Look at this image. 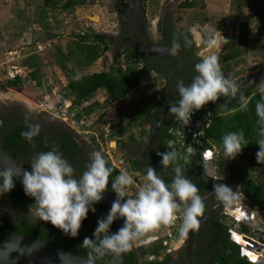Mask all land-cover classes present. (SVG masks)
I'll list each match as a JSON object with an SVG mask.
<instances>
[{
    "label": "trees",
    "instance_id": "16d2710c",
    "mask_svg": "<svg viewBox=\"0 0 264 264\" xmlns=\"http://www.w3.org/2000/svg\"><path fill=\"white\" fill-rule=\"evenodd\" d=\"M147 1L148 0H140V2L144 4L145 10ZM247 2L248 0H238V6L243 7ZM84 3L85 0H43L42 9L71 11ZM179 7L183 9L204 8L205 0H182ZM124 16L120 14L121 23L122 25H127L128 21L123 19ZM172 24V22H169V25L173 27ZM124 28L125 26L121 27L122 32H124ZM251 33L252 27L249 21H242L239 24L237 32L238 46L231 49L224 58L225 64L221 67L224 75L233 68L231 61L239 57V48L246 47L250 44ZM124 35H126V33L119 34V39L121 40V37ZM56 36L57 34L55 33H48L47 38L51 39ZM180 36L182 39H176V41L181 45L179 51L184 57V65L174 77L171 103L179 99L176 89L177 82L182 80L185 84L190 83L192 77L196 75L194 64L198 62L194 44L187 43L185 39V37H187L188 40L191 39L190 32H181ZM113 38L115 39L116 37L107 33L86 31L75 34L74 38L67 43L66 50L62 49L57 51V64L55 66L57 67V71L61 72L64 76L65 84L59 89L58 96L50 99L51 101H49V103L55 106L61 101L62 97H64L74 98V103L77 106L85 104L80 113L77 114V122H79V119L82 117L89 119L92 114L97 111L96 121L86 125V127L90 129L92 126L94 127L102 123L101 127H99V134H94V136H92V143L89 145L86 141L79 139L80 136L76 134L75 129L58 121L46 112L40 116L41 119L39 118L33 121L29 119V115L26 112H22L18 106L7 107L0 105V146L8 157L12 158L18 164L23 165L26 169H29V161L37 152L56 149L62 155V158L67 160L73 167L74 178L79 179L87 170L92 153L99 152L104 159H107V155L101 152L100 143H104L106 140H114L117 146V153L124 159V166L122 169L127 170L128 173L136 179H138V175L144 179L145 172L139 167L138 157L145 142L149 139L153 127L161 117L167 77L178 65L179 58L173 54L169 55L168 59H163L140 52L138 49L127 45L123 50V63L114 61L108 70L94 71L80 75V71L93 66L97 60L111 48ZM163 39L164 44L172 46L173 36L168 38L166 35ZM226 40L225 46L230 43L229 39ZM34 43H36L35 49L33 52L24 55V61L20 64L24 73L20 74L17 73L15 69L12 70L7 74L8 77H5L6 80L0 82L1 88L8 87L18 89L25 84V81H30L31 83L35 82L38 87L44 86L39 80L44 66L42 57H39L41 54L37 50V45L40 44V42L34 41ZM152 72L156 73L155 79L160 77L165 78L166 83L164 87L157 88L155 82H148V77ZM262 77H264V69L251 75L250 78L239 79L242 90L246 93L249 100L246 108L242 107L237 100L229 102L225 97H221L215 103L209 102L207 104L210 109L211 122L208 127L203 129L200 136V138H204V148L215 145L222 150L221 138L223 135L228 132H243L244 143H246L247 146L242 148L241 152L237 155L236 162L237 165L241 164V167H254L258 165L260 168L261 165L262 168H264V162L257 163L256 160V153L259 151V145L256 142L261 137L259 136L260 126L257 123L254 105L259 99V96L257 95L254 85L243 87L248 80L259 83ZM46 85L50 86L49 83ZM141 86L145 87L148 91V95L145 94L125 110H118L117 107L116 116H118L119 120H117L116 123H111L109 131L106 132L103 118L105 114H108V110L111 109L112 102L117 100L119 104L123 103L127 96H131L134 91ZM99 91L105 93L106 97L103 101L96 99V95ZM46 104L48 103L46 102ZM224 104H227L228 107L220 110V107ZM201 114H203V112H201ZM148 121H151L153 124L149 129L146 127ZM32 124H38L40 126V133L33 138V144L29 145L27 141L21 137V132L27 130V127ZM181 125L182 123L176 120L173 114L169 112L144 162L146 166L152 167L156 174L162 178L166 184H170L174 178V167L180 166L183 170V175L197 187L198 194L202 195L213 189L215 180L200 167L194 157H190L185 149L181 151L177 149L175 151L177 153L176 165L170 163L169 166L165 167L161 163L162 156L158 155V153L171 150L174 151L169 147V142L175 139L174 132L172 131L178 130ZM185 141H191L190 134L186 136ZM198 157L199 162H201L200 152H198ZM215 163L217 169L218 162L216 161ZM228 163L229 160H220L218 168L222 170L225 164ZM106 166L112 169L106 190L115 193L109 181L111 180L113 182L120 174L121 170L109 163H106ZM248 170L249 169H245L244 173L241 174V193L248 200V205L254 208L257 213L259 212L258 218L264 224V176L259 181L247 178ZM137 191L138 190L131 187V190L126 191L127 195L121 198V201L123 202V200L127 198H134ZM5 197L11 203L20 205L24 210L27 204L30 203L29 199L24 196L22 187L19 183H17L16 188ZM202 202L204 204V210L197 219L205 215L212 208L215 201L209 199ZM93 206L95 207V212L93 213L90 211L87 219L82 223V228L86 236L89 237H91L94 229L97 227V221L104 219L110 210L105 204L95 203ZM182 214L183 205H181L174 215L175 221L179 222L180 225L182 222ZM19 219L23 222H14L16 219L9 218L0 220V231L27 236L86 258L88 249L79 246L83 238L78 237L72 239L66 237L60 233L59 230L52 228L51 225L46 226L47 231H40L32 227V220L30 217H21ZM167 227L168 232L166 235L157 234L159 236L146 244L135 246L134 241L131 242V247L125 251V264H163L164 262L172 260L173 251L168 249V246L170 247L172 243V236L167 237V235L168 233H175V227L170 224H167ZM233 227H235V223L231 220L227 221V217L222 215V208L210 219L197 227L192 251L194 263L255 264L242 256L240 246L230 239L229 229ZM239 230L251 234L248 225H242ZM110 231H116V220L110 226ZM176 237V240H178L180 237L179 232H176ZM261 239L264 238L261 237ZM111 256L112 252H107L102 258L96 261V264L106 263L110 260ZM179 256L180 259L177 260V263H185L184 249L179 253Z\"/></svg>",
    "mask_w": 264,
    "mask_h": 264
},
{
    "label": "clouds",
    "instance_id": "9594fccd",
    "mask_svg": "<svg viewBox=\"0 0 264 264\" xmlns=\"http://www.w3.org/2000/svg\"><path fill=\"white\" fill-rule=\"evenodd\" d=\"M190 37V40L185 37L187 43H202L205 45V50L198 54V62L194 64L196 75L192 77L191 82L188 84L182 80L177 82L176 89L179 99L170 104L169 112L183 125H188L194 111L200 110L209 102H217L221 97L227 98L229 102L237 100L242 107L246 108L249 100L242 90L239 79L226 77L220 67L219 53L222 43L227 41L221 32L216 29L202 34L196 27H193L190 30ZM180 48V43L174 38L170 51L175 54ZM18 66L20 67L19 64ZM253 85L259 96L254 105V111L260 126L259 136L261 137L256 142L259 145L256 160L257 163H261L264 162V77L260 79L259 83L248 80L243 87ZM62 98L64 99V97ZM227 107V104H224L220 110ZM67 125L71 127L69 124ZM39 133L40 126L32 124L27 127V130L21 132V137L31 145L33 138ZM76 134H78L77 131ZM201 139L204 141V138ZM221 143L222 157L225 160L234 159L242 148L247 146L244 143L243 132H228L222 136ZM204 147L205 145L196 151L198 164V152H200L204 163L202 156V151L206 149ZM213 147L218 150V154L215 153L213 159L215 163L221 150L215 145L209 149L212 150ZM158 155L162 156L161 163L165 167L169 166L170 163L176 165L177 153L175 151H166L158 153ZM106 158L107 163L111 164L108 156ZM29 165V169L21 168L17 172L0 164V199L11 193L19 183L24 196L30 201L22 212L17 211L10 204L0 205V215L14 216L16 217L14 222L21 223L23 221L19 218L31 216L33 218L31 224L35 229L47 231L46 226L51 225L52 228L59 230L66 237L78 238L83 221L87 219L90 211L95 212L93 205L102 199V193L106 190L112 172V169L106 166L104 157L99 152L92 153L87 170L79 179L74 178L73 167L62 158L56 149L37 152L30 159ZM174 173L172 182L166 184L152 167H147L143 186L136 192L135 197L127 198L121 202L119 198H124L127 195L126 189L133 185V178L127 170L122 169L120 171L111 185L118 199L113 202L106 217L97 221V227L91 237L85 236L79 243L80 247L88 249L84 264H96V261L107 252L126 251L131 247V242L144 233L159 227L161 224L173 223L174 215L181 205H183V214L179 228L180 236L184 237L189 230L198 227L197 217L204 210L202 197L198 194L197 187L183 175L180 166L174 167ZM218 179V181L215 180V183L218 184L213 185V191L220 202L226 203L222 208V215L227 205L230 204L229 207L235 206L234 202H240L238 204H242L246 211L256 214L255 220L245 218L239 222L240 224L228 216L235 223L233 229L235 228L238 233L247 234L240 231L239 228L242 225H254L258 221V213L248 205V202L235 200L237 192H234L228 185L219 183L223 177L220 176ZM117 217L123 219V227L111 232L110 226ZM247 235L255 237L250 233ZM261 240L264 242V239ZM238 245L241 247V244ZM63 259L64 256L61 255V260Z\"/></svg>",
    "mask_w": 264,
    "mask_h": 264
},
{
    "label": "rangeland",
    "instance_id": "374dc122",
    "mask_svg": "<svg viewBox=\"0 0 264 264\" xmlns=\"http://www.w3.org/2000/svg\"><path fill=\"white\" fill-rule=\"evenodd\" d=\"M167 1L168 4L169 2L174 3L171 7L175 8V24L180 31L187 33L193 27H196L202 34H206L210 30L215 31L217 29L225 39H229L230 43L227 46H225L226 41L221 46L219 53L220 67L225 64L224 58L227 53L238 46L237 32L239 24L244 20L249 21L252 27L250 44L239 48V57L231 61L233 68L225 76L238 79L250 78L251 75L264 69V0H248L247 4L243 7L238 6V0H205L204 8L192 9L180 8L178 3L182 0H178V2L176 0H148L146 2L145 14L149 24L157 22L160 9ZM116 3V0H85L83 5L71 11H63L61 9L43 10V0H0V63L10 59L7 53L11 50L17 53L15 54L13 63L20 65L24 61V55L33 52L35 49L36 43L34 41L47 46L43 52H40L41 55H38L44 61L42 75L39 78L44 86L38 87L35 82L25 81V84L18 89L0 87V105L7 107L18 106L33 121L38 120L46 112L58 121L69 124L66 119L62 118L63 114L54 115L49 112V101L51 100H47L46 98V95L51 93L52 86L54 88L55 86L61 88L65 84L64 76L61 72L57 71V67L55 66L57 64V51L66 50L67 43L74 38L75 34L86 31L107 33L116 37L112 39L111 48L93 66L80 71L79 74L83 75L94 71L108 70L114 61L123 63V50L125 46H129V43L124 41L123 37H121V40L119 39V26L122 20L117 15L118 9L116 8ZM48 33H55L57 36L50 39L47 38ZM195 47L197 54L205 50V45L202 43L196 44ZM1 76L0 82L5 81L7 75ZM155 76L156 73L152 72L148 77V82H155L157 88L164 87L166 83L165 78L160 77L155 79ZM47 83L50 86H47ZM145 94L148 95V91L144 86L137 88L131 96H127L124 102L119 104L118 110H125ZM105 97L103 91H99L96 95V99L100 101H103ZM108 111V114L104 115V121L110 118L111 111ZM97 114V111L94 112L93 116L88 119L90 123L96 121ZM114 117L116 123L119 118L116 115ZM101 125L102 123H99L90 129L85 126L84 131L90 130L91 133L80 134L81 132H78L79 139L86 141L90 145L92 143V136L99 134V127ZM146 127L148 129L151 128L149 123H146ZM78 130L82 131L81 129ZM105 161L107 163V159ZM199 165L203 170L208 172L216 166L215 163H209L208 167L203 161L199 162ZM138 177L139 180L132 176L133 185L128 190H131V187L139 190L143 186V177L140 175ZM247 178L259 181L263 176L257 169L251 167L248 170ZM112 183L110 180L109 184L112 185ZM128 190L126 189V191ZM3 204H10L17 211L22 212L24 210L20 205L8 201L6 197L0 199V205ZM28 217L33 220L31 216ZM5 218L16 219V217H10L7 214L0 215V220ZM230 220L231 218L227 216V221ZM258 221L254 225L249 226L251 235L254 236V233L257 231L258 236L260 234L264 237V224ZM162 225L137 238L134 241L135 246L146 244L159 235H166L168 227L165 224ZM187 235L184 237L180 236L178 240L170 242V247L168 246V249L173 251V257H175L174 260L176 261L179 260L177 258L179 253L185 248ZM85 236L86 233L81 227L79 238H84ZM169 236L168 233L167 237Z\"/></svg>",
    "mask_w": 264,
    "mask_h": 264
},
{
    "label": "water",
    "instance_id": "95a60500",
    "mask_svg": "<svg viewBox=\"0 0 264 264\" xmlns=\"http://www.w3.org/2000/svg\"><path fill=\"white\" fill-rule=\"evenodd\" d=\"M140 8V0H131L130 6L126 11V18L128 22L132 25L133 35L138 38L139 47L142 52H149L156 57H165L168 54H173L170 51L171 46H156L151 44L148 40V37L145 33L143 21L140 17L139 13ZM165 14V7L161 8L159 18L157 19V27L161 32V24ZM175 55L179 58L178 65L170 72L167 77L166 91L164 96V105L163 111L160 119L157 124L153 127L149 139L145 142V145L139 154L138 162L140 169L146 173V169L148 166L145 165V157L152 147L156 136L164 125L168 114H169V106L171 103V95L173 92V80L175 75L181 70L184 65V57L182 53L178 50ZM150 126H152V122L149 121ZM0 164H3L13 171H19L21 168L26 169L23 165L18 164L12 158L8 157L2 150L0 146ZM230 188L237 192V196L235 200L245 201L248 200L246 197L240 192L238 193V187L236 184L231 183ZM202 197V201L207 200L208 198L214 196V191L211 189L206 193L200 195ZM118 199L115 193L109 192L105 190L102 193V199L98 202L100 204L107 205L110 209L114 201ZM120 199V198H119ZM234 200V199H233ZM122 202V201H121ZM226 203H222L218 201L205 215L198 218V227L210 219L220 208H222ZM123 219L117 217L116 219V231L123 227ZM196 235V228L189 230L187 235V243L184 248V256L187 264H195L192 251L194 248ZM252 242V240H250ZM61 255L64 256V259L61 260ZM86 258L84 256L76 255L72 252H68L61 248L52 246L50 244L29 238L27 236L21 235H13V233L0 231V264H84V260ZM104 264H125V251H121L118 253H112L110 260H108ZM163 264H178L176 260L172 259Z\"/></svg>",
    "mask_w": 264,
    "mask_h": 264
},
{
    "label": "built area",
    "instance_id": "2783aa9c",
    "mask_svg": "<svg viewBox=\"0 0 264 264\" xmlns=\"http://www.w3.org/2000/svg\"><path fill=\"white\" fill-rule=\"evenodd\" d=\"M50 46V44H49ZM46 48V45H42V44H38L37 46V50L39 52L43 51ZM15 54H17L16 52L13 51H9L7 53L8 56H10V59L6 62H1L0 63V80L2 78L1 75L6 76L9 72H11L12 70L15 69V71L17 73H24L23 69L21 67H19L17 64L13 63L14 62V58H15ZM12 56V58H11ZM59 88L57 87H53L51 89V93L46 95L47 100L51 99L53 96H58L59 94ZM87 104V103H86ZM119 105V101L115 100L112 102L111 105V113H110V118L108 120H105V129L106 132L109 131L110 129V124L111 123H115V115H116V111H117V107ZM84 105L81 106H77L74 103V98H62L61 101L53 106L50 105V113H53L54 115L57 114H63V119L67 120L69 122V125L75 129L78 132H81L80 134H87V133H91L90 130L84 131V126H86L87 124L89 125L90 122L88 119H86L85 117H82L79 119V122H77V114L80 113V111L82 110ZM201 112H203V114H201ZM210 109L208 105L203 106L200 110L198 111H194V114L191 116L190 122L188 123V125H181L180 128H178V130L176 131H172L174 132L175 135V139L172 140L169 143V147H171L174 151H176L177 149L181 150H186L187 154L190 157H194L197 160V155H196V151L198 148H201L204 146V141L200 138L203 129L208 127L210 125L211 122V116H210ZM93 116V115H92ZM113 122H112V121ZM83 126V127H82ZM194 126V127H193ZM78 129H81L82 131H79ZM191 135V141L190 142H186L185 138L187 135ZM101 144V149L103 152H105L108 156V160L110 161V163L115 166L116 168L122 170L123 166H124V159L119 155V153H117L116 151V142L115 141H109L106 140L104 143H100ZM218 154V150L216 147H213L212 150H210L209 148L204 149V151H202V156H203V160L204 163L206 164V166L209 167V163H214L213 159H214V155ZM207 173L209 174V176H211L214 180L218 181L219 179V173L216 169V166H214L209 172L207 171ZM139 180V177H137ZM136 182V181H135ZM240 202H234L235 206L234 207H229V205H227L224 208L223 211V215L224 216H229L231 217L237 224H240L239 222H242L245 218L247 219H256V214L253 212H248L243 208L242 204H238ZM171 226L175 227V233L172 232L171 234H169L170 236H172V241L174 242L176 241V232H179L178 227L180 226L179 222L175 221V217L173 218V223H170ZM180 228V227H179ZM229 234H230V238L232 241L241 244V255L244 256L245 258H247L249 261L251 262H256V263H260V264H264V242L258 238V237H252L249 236L247 234H242V233H238L235 228L230 229L229 230ZM242 237V241L239 239ZM244 238H248V241L252 240L251 243L247 244Z\"/></svg>",
    "mask_w": 264,
    "mask_h": 264
},
{
    "label": "flooded vegetation",
    "instance_id": "af4514ba",
    "mask_svg": "<svg viewBox=\"0 0 264 264\" xmlns=\"http://www.w3.org/2000/svg\"><path fill=\"white\" fill-rule=\"evenodd\" d=\"M116 1H117L116 8L119 10V11L117 10V15H119V19L121 20L120 14H122L123 16L125 15L123 17V19L128 21L127 18H126V11H127L128 7L130 6V1L131 0H116ZM176 1L178 2V0H176ZM173 4L174 3H170V2L168 4V1H167V3H164L163 6L161 7V8L165 7V14H164V18H163V21H162V24H161V32H160L158 30V27H157L158 24H156L157 22L155 24H149L148 23V19H147L146 14H145L146 10L144 9V4H142L140 2V8H139L140 17H141V19L143 21V26H144L145 33H146V35L148 37V40L151 42V44L156 45V46H171V45H167V44L163 43V41H164L163 38L166 35H167L168 38L170 36H173L175 39H179V40L182 39V37L180 36L182 31L177 29L176 24H175V17H174V9L175 8L171 7V6H173ZM178 4H180V1H179ZM160 11H161V9H160ZM169 22L173 23L172 24L173 27L169 25ZM122 26H125L124 32L121 31V27ZM119 28H120V30H119L120 33L119 34L126 33V35L123 36L124 41L128 42L129 46L133 45L132 47L140 50L138 38L133 35L132 25L130 24V22H128L127 25H122V23H121ZM182 33H184V32H182ZM128 34H129V36H128ZM178 35H179V38H178ZM195 45L196 44H194V49L196 50ZM190 47H191V45H190ZM140 52H142V51H140ZM143 53L153 55V54H151L149 52H143ZM169 55H173V54H168L167 56L161 57V58L168 59ZM197 56H198V54H197ZM222 151H223V149L220 151V155H219L218 160H217L218 163H219L220 160H225L222 157ZM236 162H237V156L234 159H230L229 163L225 164V166L223 167L222 170L220 168H218V163H217V170H218V173L220 174V176L223 177V179L220 180L219 183L226 184L229 187L231 186V183H234V184H236V187H238V189H239L238 193H240L241 192V189H240L241 187L240 186H241V183H242L241 174L244 173L245 167L244 166L241 167L242 166L241 164L237 165ZM257 167H258L257 170L259 171V173L262 174V176H264L263 175L264 174V172H263L264 168H262L261 165H260V168H259L258 165H257ZM215 184H218V183H215ZM209 199H213V201H215L214 205L219 201L215 195L210 197V198H208L207 200H209ZM180 255H182V254H180ZM177 258L180 259V256L178 255ZM173 259H175V257H173ZM185 263H182V264H185Z\"/></svg>",
    "mask_w": 264,
    "mask_h": 264
},
{
    "label": "crops",
    "instance_id": "0c3cea01",
    "mask_svg": "<svg viewBox=\"0 0 264 264\" xmlns=\"http://www.w3.org/2000/svg\"><path fill=\"white\" fill-rule=\"evenodd\" d=\"M252 167H253V166H252ZM253 168H254V169H258L257 166H254ZM245 169H246V170H247V169H251V167H245ZM240 187H241V186H240ZM240 189H241V188H240ZM252 209L255 210L254 208H252ZM255 211H256V210H255ZM256 213H257V212H256ZM259 221L261 222V220H259ZM259 221H258V222H259ZM242 232H244V231H242ZM254 236H257L258 238H261V237L264 238V237H263L262 235H260V234H259V236H258V232H257V231L254 233Z\"/></svg>",
    "mask_w": 264,
    "mask_h": 264
},
{
    "label": "bare ground",
    "instance_id": "6f19581e",
    "mask_svg": "<svg viewBox=\"0 0 264 264\" xmlns=\"http://www.w3.org/2000/svg\"><path fill=\"white\" fill-rule=\"evenodd\" d=\"M242 238V237H241ZM241 238H239L240 240H241ZM245 240H243V241H246L247 242V244H249V243H251L250 241H248V238L246 239V238H244ZM250 245V244H249Z\"/></svg>",
    "mask_w": 264,
    "mask_h": 264
}]
</instances>
